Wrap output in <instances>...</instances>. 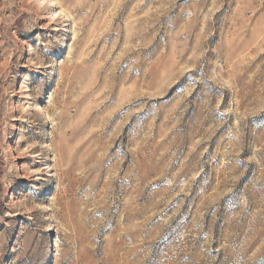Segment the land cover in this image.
<instances>
[{
	"label": "rangeland",
	"instance_id": "374dc122",
	"mask_svg": "<svg viewBox=\"0 0 264 264\" xmlns=\"http://www.w3.org/2000/svg\"><path fill=\"white\" fill-rule=\"evenodd\" d=\"M0 264H264V0H0Z\"/></svg>",
	"mask_w": 264,
	"mask_h": 264
}]
</instances>
